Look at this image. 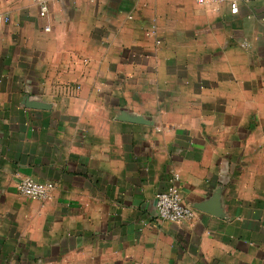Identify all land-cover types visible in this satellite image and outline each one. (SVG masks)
Returning a JSON list of instances; mask_svg holds the SVG:
<instances>
[{
    "label": "crops",
    "instance_id": "obj_1",
    "mask_svg": "<svg viewBox=\"0 0 264 264\" xmlns=\"http://www.w3.org/2000/svg\"><path fill=\"white\" fill-rule=\"evenodd\" d=\"M3 17L0 264H264V0H0ZM174 177L179 223L154 208Z\"/></svg>",
    "mask_w": 264,
    "mask_h": 264
},
{
    "label": "built area",
    "instance_id": "obj_2",
    "mask_svg": "<svg viewBox=\"0 0 264 264\" xmlns=\"http://www.w3.org/2000/svg\"><path fill=\"white\" fill-rule=\"evenodd\" d=\"M198 3L203 4L212 0H197ZM47 12V5L40 3L39 15L44 16ZM230 12L235 14L238 12V6L235 2L230 3ZM7 22L8 18H0V23ZM48 27H45L47 30ZM176 177L172 186L165 190L156 193L154 198V208L159 219L179 223L190 219L193 216L192 209L182 200L178 185L176 184ZM18 192L29 199L45 201L50 199L52 195V185L49 182H38L30 177H24L18 180L16 184Z\"/></svg>",
    "mask_w": 264,
    "mask_h": 264
}]
</instances>
